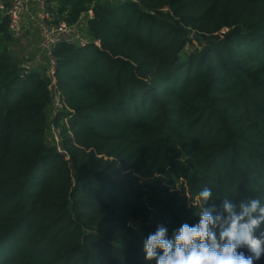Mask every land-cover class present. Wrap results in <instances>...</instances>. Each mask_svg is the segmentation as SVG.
Here are the masks:
<instances>
[{
	"label": "trees",
	"instance_id": "trees-1",
	"mask_svg": "<svg viewBox=\"0 0 264 264\" xmlns=\"http://www.w3.org/2000/svg\"><path fill=\"white\" fill-rule=\"evenodd\" d=\"M49 1L54 22L92 9L91 42L55 50L52 116L1 18L0 264H156L144 241L198 224L204 187L264 203V0Z\"/></svg>",
	"mask_w": 264,
	"mask_h": 264
},
{
	"label": "clouds",
	"instance_id": "clouds-1",
	"mask_svg": "<svg viewBox=\"0 0 264 264\" xmlns=\"http://www.w3.org/2000/svg\"><path fill=\"white\" fill-rule=\"evenodd\" d=\"M198 197L199 223L181 225L172 239L167 228L158 226L144 241L146 260H155L156 264H254L264 255V232L255 234L264 225V203L260 199L234 203L226 196L217 209L215 204L207 206L213 198L210 188L204 187ZM243 248L250 255L238 251Z\"/></svg>",
	"mask_w": 264,
	"mask_h": 264
},
{
	"label": "built area",
	"instance_id": "built-area-1",
	"mask_svg": "<svg viewBox=\"0 0 264 264\" xmlns=\"http://www.w3.org/2000/svg\"><path fill=\"white\" fill-rule=\"evenodd\" d=\"M93 16V10L89 9L74 24L64 20L54 22L52 3L49 0H0V19L3 17L8 19L10 34L15 41L27 34L30 25L35 26L40 33V45L45 60L42 63L39 56L24 59L20 64V78L24 79L36 71H42L50 78L52 82L50 89L54 95L52 116L61 111L64 105L62 93L55 85L58 59L54 52L60 45L84 47L90 43L91 39L86 31L88 27L85 26ZM94 43L100 45V41ZM50 129L56 130L53 123ZM59 150L63 152L61 147Z\"/></svg>",
	"mask_w": 264,
	"mask_h": 264
},
{
	"label": "crops",
	"instance_id": "crops-1",
	"mask_svg": "<svg viewBox=\"0 0 264 264\" xmlns=\"http://www.w3.org/2000/svg\"><path fill=\"white\" fill-rule=\"evenodd\" d=\"M86 27H88V24L85 26V28ZM86 31H88V29H86ZM25 36L27 38V44L20 43L21 45H23V47L28 49V54L30 56L26 55L25 58H35L39 56L40 59H42V63H43V61L45 60V55L41 50V45H40L41 37L38 29L35 26L30 25L28 28V32Z\"/></svg>",
	"mask_w": 264,
	"mask_h": 264
},
{
	"label": "rangeland",
	"instance_id": "rangeland-1",
	"mask_svg": "<svg viewBox=\"0 0 264 264\" xmlns=\"http://www.w3.org/2000/svg\"><path fill=\"white\" fill-rule=\"evenodd\" d=\"M115 1H119L121 2L122 0H115ZM25 37V38H24ZM27 44V38L26 36H23L21 39L16 40L15 42H13L11 44V49L15 52L16 57L22 62L25 58L26 55L30 56L28 54V49H26L25 47H23V45L21 44ZM52 133V140L54 142H59L61 141V134H60V130L56 129V130H51Z\"/></svg>",
	"mask_w": 264,
	"mask_h": 264
},
{
	"label": "water",
	"instance_id": "water-1",
	"mask_svg": "<svg viewBox=\"0 0 264 264\" xmlns=\"http://www.w3.org/2000/svg\"><path fill=\"white\" fill-rule=\"evenodd\" d=\"M192 38L194 39V40H196V41H199V42H201L203 45L204 44H206V42H205V40H204V37L201 35V34H199L198 32H193V34H192Z\"/></svg>",
	"mask_w": 264,
	"mask_h": 264
}]
</instances>
